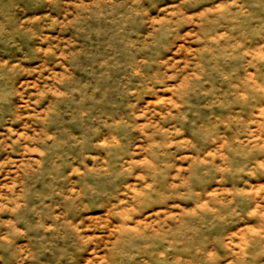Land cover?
I'll return each mask as SVG.
<instances>
[{
    "label": "rangeland",
    "instance_id": "rangeland-1",
    "mask_svg": "<svg viewBox=\"0 0 264 264\" xmlns=\"http://www.w3.org/2000/svg\"><path fill=\"white\" fill-rule=\"evenodd\" d=\"M0 264H264V0H0Z\"/></svg>",
    "mask_w": 264,
    "mask_h": 264
}]
</instances>
